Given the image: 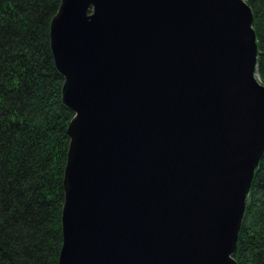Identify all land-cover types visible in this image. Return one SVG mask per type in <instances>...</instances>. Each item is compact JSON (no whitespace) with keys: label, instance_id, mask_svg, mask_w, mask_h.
<instances>
[{"label":"water","instance_id":"95a60500","mask_svg":"<svg viewBox=\"0 0 264 264\" xmlns=\"http://www.w3.org/2000/svg\"><path fill=\"white\" fill-rule=\"evenodd\" d=\"M74 114L60 264H237L264 157L246 0H62L50 28Z\"/></svg>","mask_w":264,"mask_h":264},{"label":"trees","instance_id":"16d2710c","mask_svg":"<svg viewBox=\"0 0 264 264\" xmlns=\"http://www.w3.org/2000/svg\"><path fill=\"white\" fill-rule=\"evenodd\" d=\"M253 10L264 85V0ZM62 0H0V264H60L64 176L74 114L50 28ZM239 234L237 264H264V157Z\"/></svg>","mask_w":264,"mask_h":264}]
</instances>
